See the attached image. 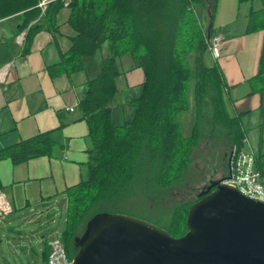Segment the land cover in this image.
<instances>
[{
  "label": "trees",
  "instance_id": "obj_1",
  "mask_svg": "<svg viewBox=\"0 0 264 264\" xmlns=\"http://www.w3.org/2000/svg\"><path fill=\"white\" fill-rule=\"evenodd\" d=\"M40 1L0 0L2 16L24 12L20 31L28 30V51L36 34L47 25L54 26L58 12L66 6V1L54 0L43 13L38 7ZM258 1L263 7L251 11L247 32L264 30V0ZM217 3L218 0H69V22L78 36L63 60L51 68L53 74L82 71L85 57L94 56L105 43L110 45V55L98 77L87 82V94L80 103L93 150L88 179L67 191L62 242L70 258L79 251L76 239L95 215L123 213L130 201L146 195L157 199L165 189L185 182L193 154L207 130L224 140L230 153L243 150L246 132L242 118L228 110L220 70L205 62L209 28L202 25L196 12L197 5L207 7L213 22ZM39 17L40 21L30 26ZM125 54L132 55L142 66L145 83L141 96L132 102L133 119L116 126L111 106L120 76L117 59ZM261 62L264 70V48ZM192 82L196 123L191 135L183 137L179 116L188 108ZM205 114L209 117L208 127L202 120ZM61 145L57 132L40 134L0 151V161L23 164L51 156L53 149ZM257 167L264 170L260 156ZM202 198L199 194L195 200L179 204L165 230L175 238L185 235L190 208ZM48 255L46 244V262Z\"/></svg>",
  "mask_w": 264,
  "mask_h": 264
},
{
  "label": "crops",
  "instance_id": "obj_2",
  "mask_svg": "<svg viewBox=\"0 0 264 264\" xmlns=\"http://www.w3.org/2000/svg\"><path fill=\"white\" fill-rule=\"evenodd\" d=\"M63 1L66 6L58 12L55 25H47L36 34L29 51L26 35L21 39L28 31H20L24 12L9 16L0 14V69L9 67L4 80H0V151L21 140L53 131L62 140V145L56 146L51 156L19 165L10 160L0 161V190L14 205V212L5 217L2 225L22 239L31 235L37 237L38 243H44L39 239L51 235L38 252L22 246L26 254H35L34 264L41 261L47 264L46 244L57 238L47 227L54 222L50 213L60 209L66 215L67 191L88 179L93 141L80 103L86 97L87 82L98 77L104 60L110 55V45L105 43L94 56L84 58L82 71L72 75L53 74L51 68L63 60L78 36L69 22V0ZM218 1L213 22L207 7L196 6L202 25L205 28L212 25L211 36L223 37L220 57L212 58L213 63L225 81L231 113L241 116L242 122L258 116L264 133V70L261 62L264 30L247 32L251 11L261 10L263 5L258 0H226L223 4ZM39 21L40 17L30 26ZM117 63L120 76L111 106L112 122L122 126L134 117L132 102L143 92L145 73L130 54L119 57ZM33 223H39L38 232L23 231L25 225ZM0 264L16 263L7 260L2 251Z\"/></svg>",
  "mask_w": 264,
  "mask_h": 264
},
{
  "label": "water",
  "instance_id": "obj_3",
  "mask_svg": "<svg viewBox=\"0 0 264 264\" xmlns=\"http://www.w3.org/2000/svg\"><path fill=\"white\" fill-rule=\"evenodd\" d=\"M232 158L233 151L228 175L211 181L190 208L185 235L175 238L145 220L102 212L76 239L73 264H264V203L223 183L231 178Z\"/></svg>",
  "mask_w": 264,
  "mask_h": 264
},
{
  "label": "rangeland",
  "instance_id": "obj_4",
  "mask_svg": "<svg viewBox=\"0 0 264 264\" xmlns=\"http://www.w3.org/2000/svg\"><path fill=\"white\" fill-rule=\"evenodd\" d=\"M225 1L226 0H220V3L223 4ZM212 58L209 52L206 53L205 59L208 67L216 66ZM224 97L228 110L231 113L232 107L226 91ZM206 112L208 113L209 110ZM196 116L197 108L194 97V83L192 82L188 91V108L179 116L183 137L191 135L196 123ZM202 120L204 125L208 127L209 117H207V114H205ZM261 123L262 121L258 116H251L249 120H243L246 130V140L243 150L244 152L253 150L258 157H261V162L264 166V133H262ZM210 131L207 130L206 133H204L205 136H203V139L200 141L198 148H196L193 154V161L190 165L185 182L174 188L165 189L163 196H159L157 199L146 195L139 199L140 201L132 200L128 203L126 211L117 214L130 215L159 227H163L164 225L163 228L166 229L165 226L170 225L172 213L179 204L195 200L197 195L204 191L208 183L218 180L221 177L220 172L222 171L217 168L225 170L227 175L226 154L228 146L224 140L218 138L213 131ZM214 169H217L219 173L213 174ZM50 214L54 222L49 223L47 227L50 229L51 234L62 239L66 215L60 209H56ZM2 223L3 221L0 222V258L3 251L4 256L7 260L11 261V263L34 264L35 254H26L22 246L34 248L38 252L51 235L49 234L43 240L42 238L39 239V241H44V243H38L37 237L31 235L30 238L22 239L18 233L7 230ZM39 228V223L27 224L23 227V231H30L31 233L32 231L38 232ZM40 264H44V262L41 261Z\"/></svg>",
  "mask_w": 264,
  "mask_h": 264
},
{
  "label": "built area",
  "instance_id": "obj_5",
  "mask_svg": "<svg viewBox=\"0 0 264 264\" xmlns=\"http://www.w3.org/2000/svg\"><path fill=\"white\" fill-rule=\"evenodd\" d=\"M54 0H41L39 7L43 12L46 11L48 5ZM25 33L21 35L24 39ZM223 37L221 35L211 36L207 40L208 52L214 59L220 57ZM9 67L6 66L0 69V80L3 81L6 71ZM74 111V108L70 109ZM231 178L223 183L238 189L246 197L264 203V170L257 167L256 153L251 150H233V158L231 162ZM14 212V205L7 194L0 190V221H3L6 216ZM49 255L47 264H73V258H70L62 239L55 238L49 241Z\"/></svg>",
  "mask_w": 264,
  "mask_h": 264
},
{
  "label": "flooded vegetation",
  "instance_id": "obj_6",
  "mask_svg": "<svg viewBox=\"0 0 264 264\" xmlns=\"http://www.w3.org/2000/svg\"><path fill=\"white\" fill-rule=\"evenodd\" d=\"M227 150L229 151V149H227ZM228 151H227V154H226V160H227V171L229 172V157H230L231 153H230V151L229 152ZM217 169L222 171V172H220L221 173V177L218 180H221L222 178H224V177H226L228 175V172H227V175H226V173H225L226 171L225 170L220 169V168H217ZM217 169H214L213 174L219 173ZM218 180H214V181H218ZM210 187H211V185H210V183H208L206 188L204 189V191H208L210 189ZM201 194H202V192L200 193V195Z\"/></svg>",
  "mask_w": 264,
  "mask_h": 264
}]
</instances>
